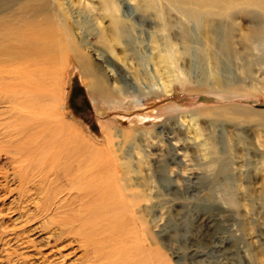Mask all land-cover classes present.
Returning <instances> with one entry per match:
<instances>
[{"label":"rangeland","instance_id":"1","mask_svg":"<svg viewBox=\"0 0 264 264\" xmlns=\"http://www.w3.org/2000/svg\"><path fill=\"white\" fill-rule=\"evenodd\" d=\"M254 1L222 0L211 8L222 15L199 24L166 0H0L11 32L54 34L70 48L67 29L109 95L126 91L92 94L73 55L50 77L63 123L132 172L133 192L114 200L133 207L114 218L140 233L146 256L158 249L162 264H264V14L248 7ZM168 46L176 72L162 61ZM171 82L172 95L153 94ZM9 141L0 139V264H40L38 251L55 260L63 245L20 198L33 178H15L21 167L8 156L17 140ZM66 251L67 264L80 255Z\"/></svg>","mask_w":264,"mask_h":264},{"label":"bare ground","instance_id":"2","mask_svg":"<svg viewBox=\"0 0 264 264\" xmlns=\"http://www.w3.org/2000/svg\"><path fill=\"white\" fill-rule=\"evenodd\" d=\"M221 1L166 0L169 8L199 24L222 15L211 9L219 8ZM152 3L157 6L156 1ZM248 7L264 14V0H255ZM103 9L108 14L113 12L110 3ZM3 18L0 15V139L17 140L13 142V155L8 156L12 168L13 164L21 167L15 178L21 183L33 178L20 197L33 205L32 219L39 216L47 220L51 243L60 242L63 251L71 252L69 255L80 253L71 264H162L158 249L146 256L140 233L123 228L120 219L114 218L121 208L123 212L133 207L131 203L128 206L126 202L114 200L118 196H130L128 176L132 172L113 165L112 153L100 154L83 146L80 129L63 123L60 101L52 102L53 97L59 100V96L57 99L56 91L52 90L50 77L73 55L83 74L92 79L86 84L92 94L112 98L114 94L122 97L126 91H111L109 95L99 70L85 65L67 29L61 36L67 37L70 48L58 43L57 37L54 40V34L50 33H35L30 37L17 35L5 26ZM118 27L122 36L125 27ZM120 38L114 36L112 42L118 44ZM103 42L108 46L111 40L103 39ZM177 60V52L168 46L163 63L176 72ZM172 89L173 82L163 84L161 91L153 94L170 96L174 93ZM20 141L25 142L22 147L18 146ZM62 250L55 251V260H50L52 254L38 251L40 264H67L66 259H61Z\"/></svg>","mask_w":264,"mask_h":264}]
</instances>
